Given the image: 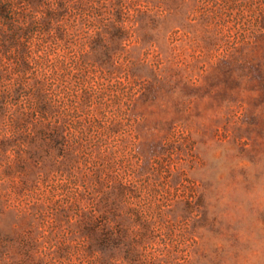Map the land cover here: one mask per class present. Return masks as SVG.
Here are the masks:
<instances>
[{
	"label": "rangeland",
	"instance_id": "1",
	"mask_svg": "<svg viewBox=\"0 0 264 264\" xmlns=\"http://www.w3.org/2000/svg\"><path fill=\"white\" fill-rule=\"evenodd\" d=\"M8 8L0 51L32 33L0 60V264H197L201 141L264 148V0Z\"/></svg>",
	"mask_w": 264,
	"mask_h": 264
},
{
	"label": "clouds",
	"instance_id": "2",
	"mask_svg": "<svg viewBox=\"0 0 264 264\" xmlns=\"http://www.w3.org/2000/svg\"><path fill=\"white\" fill-rule=\"evenodd\" d=\"M201 143L197 264H264V148Z\"/></svg>",
	"mask_w": 264,
	"mask_h": 264
},
{
	"label": "trees",
	"instance_id": "3",
	"mask_svg": "<svg viewBox=\"0 0 264 264\" xmlns=\"http://www.w3.org/2000/svg\"><path fill=\"white\" fill-rule=\"evenodd\" d=\"M5 2H8V5L4 4ZM12 0H3L2 3H0V11H3L2 14H4V12L6 13L7 11H9L7 7H9V4L11 5ZM6 10V11H5ZM11 12V10L9 11ZM13 22V19H7V23L11 24ZM32 30L29 29V27H24L23 29H21L20 32L15 31L13 29H10V34L9 36L4 39H1V43H2V47H4L5 49H9L8 53L4 54L3 52L0 51V60L3 59H8L11 61H14L16 64L21 65L22 67H25L29 64V53H28V49L26 47V44H24L23 42V37L26 35H28ZM42 52H36L34 51L35 55L34 58L35 60H40L41 63L43 64V67H49L51 69V72H59L58 71V67L61 66L62 64L66 65L67 60L64 57V55L60 54V53H56V49H50V48H44L42 49ZM31 53V52H30ZM31 56V55H30ZM71 62V61H70ZM69 63V62H68ZM79 62L78 61H74L72 63L71 66H75L78 67ZM67 71H69V69H67ZM1 74V73H0ZM132 94V93H131ZM90 99L86 100V103H88L87 105H89ZM50 108V105L46 102H44V104H40V110L42 109V111H38L40 114V118H45L44 113L47 112V109ZM129 124V123H128ZM120 125L119 123H115L113 125V131L117 132L116 130H118V126ZM127 131V129L125 130V132ZM130 133H128L129 136ZM55 137H57V135L54 133ZM53 135V136H54Z\"/></svg>",
	"mask_w": 264,
	"mask_h": 264
}]
</instances>
